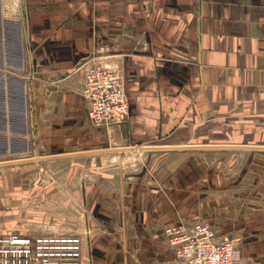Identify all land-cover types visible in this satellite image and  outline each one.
Instances as JSON below:
<instances>
[{
  "label": "crops",
  "instance_id": "crops-1",
  "mask_svg": "<svg viewBox=\"0 0 264 264\" xmlns=\"http://www.w3.org/2000/svg\"><path fill=\"white\" fill-rule=\"evenodd\" d=\"M20 2L27 15L32 9L28 62L46 69L36 118L48 134H35L33 120L31 135L18 137L13 106L3 105L0 163L42 159L0 164V191L8 175L16 197L29 199L19 176L33 191L35 176L72 166L79 203L89 207L83 264H175L166 227L200 220L243 240L244 264H263L251 244L259 239L258 194L264 198V0ZM2 4L11 23L24 21L12 0ZM92 56L125 77L130 112L121 125L87 122L81 66ZM1 67L0 59V75ZM8 67L15 79L16 62ZM133 159L136 166L124 165ZM11 225L0 220V234ZM41 228L32 221L15 233L46 235Z\"/></svg>",
  "mask_w": 264,
  "mask_h": 264
},
{
  "label": "rangeland",
  "instance_id": "rangeland-1",
  "mask_svg": "<svg viewBox=\"0 0 264 264\" xmlns=\"http://www.w3.org/2000/svg\"><path fill=\"white\" fill-rule=\"evenodd\" d=\"M4 0H0V36L2 35L3 43H0V59L3 62V67H1V72L5 75L1 77L0 75V116L3 115V105H11L13 106V115L12 117V127L17 130L18 137H24L31 135L32 128L34 123L37 126V134L38 136H43L44 134H48L45 130L41 129L38 124V118H36L37 108L41 106L43 108L42 98L43 93L41 90V83L39 82V75L42 71H45L42 65H37L35 69L28 62V49L26 47V43L24 42L25 37V28L27 27V23H31V15L32 9L29 7L28 15L27 12H22L21 2L20 0H12L13 5H17V14H23L22 21L21 16L19 17L18 23L9 21V15L5 14L3 8L4 4H2ZM10 2V0H6ZM5 9V8H4ZM19 9V10H18ZM21 9V11H20ZM30 17V19H29ZM29 20V21H28ZM5 21V22H4ZM16 25V26H15ZM25 25V26H24ZM30 25V24H29ZM31 50V47H30ZM93 57V56H92ZM91 57H87L82 65L89 61ZM12 59V61L16 62V68L12 69V75H16L15 79L12 80L9 78V67L8 62ZM86 65H83L84 67ZM41 82V81H40ZM29 91H31L34 95V108L35 115L34 119L31 118L30 107L31 103L29 99ZM9 112V111H8ZM14 120V121H13ZM16 120V121H15ZM34 120V123L32 122ZM87 122L89 126H92V123L87 116ZM73 122H71L72 125ZM3 119L0 117V126L4 127ZM1 134H5L6 131L2 129ZM87 132H83V136H86ZM15 133H12L14 135ZM70 136H73L74 133L72 131L67 133ZM79 135V134H78ZM81 136V135H79ZM82 136V137H83ZM18 150L23 146L20 144L17 145ZM1 149V147H0ZM35 158V157H34ZM122 159L119 160V165L121 164ZM134 159L132 161L124 162L125 166H136L134 164ZM73 167L67 168L64 174L58 176L56 174L46 175L45 178L42 175L35 176L34 179V190L31 191L30 187H27L24 183L25 176H19V178L24 179L21 181L23 183L21 189L27 195L30 194V198H18L16 197V190L12 187H9V177L8 175H4L3 179L7 181V186L5 191H0V220H6L15 225H11L9 231L12 233L24 232V228H28L29 224L34 221L40 225L41 231L44 234H67V235H78L81 236L83 240H85L86 235L88 234L85 231L83 216L85 212L89 211V207L80 205L79 197L77 191H75V186L77 182V177L75 178L73 173ZM2 179V180H3ZM20 187V186H19ZM18 187V188H19ZM17 190L19 191V189ZM21 191V192H22ZM34 192L35 200H32L31 193ZM259 196V207L257 208V214L261 216L258 220L257 228L254 226V231L257 232V236L259 239L254 241L251 244V248L260 253V259L264 264V203L260 201V199H264ZM78 198V199H77ZM38 199V200H36ZM45 200L46 204L44 206H38L36 203L39 201L40 203ZM41 216V218H32V216ZM209 222V221H208ZM210 223V222H209ZM211 224V223H210ZM180 225V224H179ZM212 225V224H211ZM16 228L12 229V227ZM213 226V225H212ZM246 226V225H245ZM17 228L22 231H17ZM1 231V230H0ZM248 231V230H246ZM10 232V233H11ZM28 233V232H26ZM256 236V237H257ZM232 237V236H231ZM235 237V235H234ZM237 249L239 252V262L242 264L244 262V256L242 254L243 240L236 239ZM258 251H257V250ZM263 254V257H262ZM254 257V256H253ZM256 258V256H255ZM251 261V260H250ZM252 262V261H251ZM250 264H255L251 263ZM244 264V263H243ZM247 264V261H246Z\"/></svg>",
  "mask_w": 264,
  "mask_h": 264
},
{
  "label": "built area",
  "instance_id": "built-area-1",
  "mask_svg": "<svg viewBox=\"0 0 264 264\" xmlns=\"http://www.w3.org/2000/svg\"><path fill=\"white\" fill-rule=\"evenodd\" d=\"M83 65L80 92L92 125L110 128L125 123L130 107L121 69L95 56ZM164 232L175 264L239 262L236 240L217 235L208 221H197L191 227L169 225ZM83 260L81 236L0 234V264H83Z\"/></svg>",
  "mask_w": 264,
  "mask_h": 264
},
{
  "label": "water",
  "instance_id": "water-1",
  "mask_svg": "<svg viewBox=\"0 0 264 264\" xmlns=\"http://www.w3.org/2000/svg\"><path fill=\"white\" fill-rule=\"evenodd\" d=\"M36 159H42V158H29V159H25V160H17V161H10V162H3V163H0V164H9V163H15V162H23V161H32V160H36Z\"/></svg>",
  "mask_w": 264,
  "mask_h": 264
},
{
  "label": "bare ground",
  "instance_id": "bare-ground-1",
  "mask_svg": "<svg viewBox=\"0 0 264 264\" xmlns=\"http://www.w3.org/2000/svg\"><path fill=\"white\" fill-rule=\"evenodd\" d=\"M18 5V3H17ZM17 5H15V11L17 10ZM19 10V9H18ZM119 149H124V150H130V149H127V148H117V149H113V150H119ZM56 234V233H55ZM58 234V233H57ZM78 236V235H77Z\"/></svg>",
  "mask_w": 264,
  "mask_h": 264
}]
</instances>
